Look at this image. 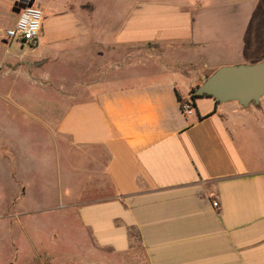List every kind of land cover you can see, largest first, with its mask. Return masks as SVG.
Instances as JSON below:
<instances>
[{
	"label": "crops",
	"instance_id": "1",
	"mask_svg": "<svg viewBox=\"0 0 264 264\" xmlns=\"http://www.w3.org/2000/svg\"><path fill=\"white\" fill-rule=\"evenodd\" d=\"M17 1L0 0V88L11 79L57 94L67 108L46 129L86 175L84 191H68L85 202L67 207L85 246L56 263L84 253L86 264H264V156L250 147L264 146V97L246 109L206 97L191 115L181 105L225 66L206 55L210 43L235 48L233 65L264 60V0H35L43 29L25 54L4 34ZM208 23L215 37L195 32ZM8 147L2 226L30 186V155Z\"/></svg>",
	"mask_w": 264,
	"mask_h": 264
},
{
	"label": "rangeland",
	"instance_id": "2",
	"mask_svg": "<svg viewBox=\"0 0 264 264\" xmlns=\"http://www.w3.org/2000/svg\"><path fill=\"white\" fill-rule=\"evenodd\" d=\"M207 2H210L212 6L215 5L214 0H207ZM1 14L5 15L1 20L4 27L10 16L7 10ZM256 20L261 34L264 31V14L259 15ZM214 26L213 23L198 24L195 32L197 34L203 32L206 36L215 37L217 33ZM200 27H202L201 30ZM16 43L13 42L9 46L11 51L24 54L32 51L29 45H23L21 49V45ZM235 51L233 47H221L216 43H210L206 48V55L212 61L222 58L221 62L225 66H233L238 63L239 58L234 56ZM259 57L264 59V52ZM51 94L38 92L33 87L28 89L25 84L13 82L11 79L0 88V154H8V146L17 145L30 155L26 170L27 180L30 183L29 198L26 201H20L19 206L9 210L12 216L9 221L12 220L14 224L2 226L3 222L0 221V264H29V262L31 264H86L87 255L84 253L79 256L76 254L71 258L65 257L59 263H56L57 259L53 257L55 254L76 251L77 248L83 250L85 246L87 233L81 227L77 216L67 207H74L75 203L85 202L80 198L68 200L70 186L79 192L84 191L87 184L83 182L86 178L83 173L85 170L80 168L78 172H73L67 165L68 159L61 145L46 129L47 124L54 130L67 108L65 104L58 101L59 98L55 92ZM204 99L206 97H198L195 102L200 103ZM185 101H190L194 109L196 108L191 96H188ZM250 147L257 155L264 156L263 145L253 143ZM76 158H78L76 153L69 154V160L75 162ZM72 175L82 179V182L72 185L68 183ZM7 185H9L8 177L0 174V212L5 210L8 201ZM65 222L68 226L63 225ZM56 230L61 231L57 233L60 234L57 241L54 237L57 236L54 233Z\"/></svg>",
	"mask_w": 264,
	"mask_h": 264
},
{
	"label": "water",
	"instance_id": "3",
	"mask_svg": "<svg viewBox=\"0 0 264 264\" xmlns=\"http://www.w3.org/2000/svg\"><path fill=\"white\" fill-rule=\"evenodd\" d=\"M27 2L18 0L13 12L18 15ZM33 3L31 0L28 5ZM196 94L206 95L220 103L234 102L245 109L257 105L264 97V60L249 65L221 67L196 88Z\"/></svg>",
	"mask_w": 264,
	"mask_h": 264
},
{
	"label": "built area",
	"instance_id": "4",
	"mask_svg": "<svg viewBox=\"0 0 264 264\" xmlns=\"http://www.w3.org/2000/svg\"><path fill=\"white\" fill-rule=\"evenodd\" d=\"M27 1V6L21 9L18 14L16 24L7 29L4 34L10 41L19 40L31 47H34L37 45L42 33L44 12L35 0L32 6L28 5L31 0ZM182 111L185 115H191L195 112V109L190 101H185L182 104ZM214 206L218 207L219 203H214Z\"/></svg>",
	"mask_w": 264,
	"mask_h": 264
},
{
	"label": "trees",
	"instance_id": "5",
	"mask_svg": "<svg viewBox=\"0 0 264 264\" xmlns=\"http://www.w3.org/2000/svg\"><path fill=\"white\" fill-rule=\"evenodd\" d=\"M197 88V87H196ZM196 88H194L192 91H191V97L192 99L194 100V105L196 106V102H195V99L198 98V97H207L206 95L204 96H199L196 94ZM185 101L181 100V105L184 103ZM217 103H220L219 101H216Z\"/></svg>",
	"mask_w": 264,
	"mask_h": 264
},
{
	"label": "clouds",
	"instance_id": "6",
	"mask_svg": "<svg viewBox=\"0 0 264 264\" xmlns=\"http://www.w3.org/2000/svg\"><path fill=\"white\" fill-rule=\"evenodd\" d=\"M23 15V14H22Z\"/></svg>",
	"mask_w": 264,
	"mask_h": 264
}]
</instances>
